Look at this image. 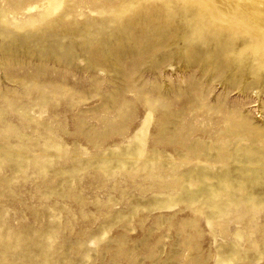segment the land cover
<instances>
[{"label":"rangeland","instance_id":"rangeland-1","mask_svg":"<svg viewBox=\"0 0 264 264\" xmlns=\"http://www.w3.org/2000/svg\"><path fill=\"white\" fill-rule=\"evenodd\" d=\"M163 5L0 0V264H264V62Z\"/></svg>","mask_w":264,"mask_h":264},{"label":"bare ground","instance_id":"bare-ground-1","mask_svg":"<svg viewBox=\"0 0 264 264\" xmlns=\"http://www.w3.org/2000/svg\"><path fill=\"white\" fill-rule=\"evenodd\" d=\"M163 9L176 13L185 28L194 29L192 32L195 31L200 43H223L231 52L240 46L243 50L238 55L248 59L257 57L256 60L264 62V3L261 0H164Z\"/></svg>","mask_w":264,"mask_h":264}]
</instances>
